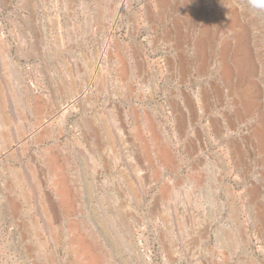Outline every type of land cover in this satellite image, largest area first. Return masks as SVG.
I'll use <instances>...</instances> for the list:
<instances>
[{
	"label": "rangeland",
	"instance_id": "374dc122",
	"mask_svg": "<svg viewBox=\"0 0 264 264\" xmlns=\"http://www.w3.org/2000/svg\"><path fill=\"white\" fill-rule=\"evenodd\" d=\"M0 264H264V9L0 0Z\"/></svg>",
	"mask_w": 264,
	"mask_h": 264
},
{
	"label": "clouds",
	"instance_id": "9594fccd",
	"mask_svg": "<svg viewBox=\"0 0 264 264\" xmlns=\"http://www.w3.org/2000/svg\"><path fill=\"white\" fill-rule=\"evenodd\" d=\"M253 8L264 9V0H250Z\"/></svg>",
	"mask_w": 264,
	"mask_h": 264
},
{
	"label": "bare ground",
	"instance_id": "6f19581e",
	"mask_svg": "<svg viewBox=\"0 0 264 264\" xmlns=\"http://www.w3.org/2000/svg\"><path fill=\"white\" fill-rule=\"evenodd\" d=\"M28 196V195H27Z\"/></svg>",
	"mask_w": 264,
	"mask_h": 264
}]
</instances>
